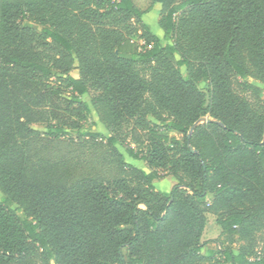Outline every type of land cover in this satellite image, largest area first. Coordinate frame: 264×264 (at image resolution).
I'll return each mask as SVG.
<instances>
[{
	"label": "trees",
	"instance_id": "obj_1",
	"mask_svg": "<svg viewBox=\"0 0 264 264\" xmlns=\"http://www.w3.org/2000/svg\"><path fill=\"white\" fill-rule=\"evenodd\" d=\"M155 3L162 35L134 0H0V264H264V109L234 89L264 83V0ZM91 88L96 133L72 118H87ZM123 127L148 171L117 150ZM70 129L105 140L120 176L62 183L30 164V137ZM207 212L243 244L202 252Z\"/></svg>",
	"mask_w": 264,
	"mask_h": 264
},
{
	"label": "rangeland",
	"instance_id": "obj_2",
	"mask_svg": "<svg viewBox=\"0 0 264 264\" xmlns=\"http://www.w3.org/2000/svg\"><path fill=\"white\" fill-rule=\"evenodd\" d=\"M135 5L144 10L150 6V9L143 15L144 19L151 25L153 31L158 35L163 33L159 26V5L157 3L151 5V0H134ZM24 25L31 27L36 32H40V26L36 23L24 21ZM141 31L136 25V32L132 38L138 43L142 44L140 37ZM70 74L75 78L79 77L78 71L74 68ZM254 86L260 89L259 95H254L250 90H244L240 87V79L234 81V89L236 93L245 97L250 105L257 111L264 109V83L260 82L253 75L249 77ZM199 87L207 90V85L200 82ZM98 92L91 88L89 93L84 95L82 100L89 104L90 111L85 112L87 118L79 119L75 115L72 117L77 120V127L80 130L101 132L103 126L99 121L98 114L90 103L91 97L95 96ZM35 127L42 129L40 124L35 123ZM128 128L123 127L121 134L118 137L116 148L119 153L123 154L125 161L130 162L132 159L126 152V147L129 143L126 136ZM178 138L180 134L176 133ZM28 150L30 157V164L33 165H49L54 167V178L58 182L68 183L83 177H92L100 180H108L120 176V168L116 158L111 152L110 146L105 143L101 138H95L93 141H88L86 136H77L76 129H70L68 134L58 139H52L42 134H37L29 138ZM166 175L160 171L157 186H161L164 182ZM168 186V184L166 185ZM1 197V194H0ZM21 215V212H18ZM214 239L219 240L221 246H230L234 249L238 248L242 241L238 240L236 236H229L221 234L220 227L215 222V217L211 213H206V224L202 233L201 240L205 242L202 252L208 254L217 249L218 244ZM254 250L264 253V228L255 233ZM225 264V263H221Z\"/></svg>",
	"mask_w": 264,
	"mask_h": 264
},
{
	"label": "crops",
	"instance_id": "obj_3",
	"mask_svg": "<svg viewBox=\"0 0 264 264\" xmlns=\"http://www.w3.org/2000/svg\"><path fill=\"white\" fill-rule=\"evenodd\" d=\"M158 7L160 9V6H158ZM159 35H161V34H159ZM129 163H131L135 167H138V168H141V169H143L145 171H148V166L145 163V161L142 160V159H139V160H131ZM163 179H164V182H162V185L160 187L157 186V184H156L159 179H155L153 181V184H154V186H155V188L157 190L168 192L171 189V187L176 183V180L172 176H170V175H166ZM167 184H168V186H166Z\"/></svg>",
	"mask_w": 264,
	"mask_h": 264
},
{
	"label": "water",
	"instance_id": "obj_4",
	"mask_svg": "<svg viewBox=\"0 0 264 264\" xmlns=\"http://www.w3.org/2000/svg\"><path fill=\"white\" fill-rule=\"evenodd\" d=\"M208 121H210V118L208 117V116H201L200 118H198L190 127H189V130H188V133H187V138H190V136H191V134H192V132H193V130H194V128L195 127H197L198 125H200V124H203V123H206V122H208ZM189 147H190V150L192 151V152H196V150H194L190 145H189Z\"/></svg>",
	"mask_w": 264,
	"mask_h": 264
}]
</instances>
